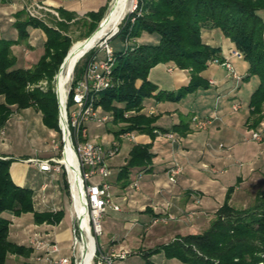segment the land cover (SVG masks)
Masks as SVG:
<instances>
[{
  "label": "crops",
  "instance_id": "crops-1",
  "mask_svg": "<svg viewBox=\"0 0 264 264\" xmlns=\"http://www.w3.org/2000/svg\"><path fill=\"white\" fill-rule=\"evenodd\" d=\"M107 5L109 7L108 0H0V38H17L13 23L15 14L20 11L37 17L34 10L53 12L63 8L80 18ZM6 13L11 15L8 24L3 22ZM29 29V38L13 46L12 53L14 55L15 48L20 46L25 48L26 55L35 50L40 52L31 61L20 65L17 62L22 68L32 67L43 53L44 35L40 30ZM32 34H39V46L32 44ZM146 38L144 34L141 42L145 43ZM201 38L205 44L219 50L217 57L229 62L232 72L210 63L202 73L208 82L206 89H199L179 101L164 97L145 99L141 112L156 117L153 133L132 132L133 139L120 136L111 140V143H118V153L108 161L112 172L109 185L113 203L119 210L107 209L105 215L112 229L108 241L101 246L130 252L125 260L113 264H138L141 259L146 263V258L154 264L156 256H163L162 252L152 253L154 249L178 237L207 230L215 212L225 202L237 211H245L255 208L259 200L264 199V119L258 125H253L249 119L248 97L250 99L253 91L249 93V86L244 85L248 64L230 54L234 46L219 30L204 28ZM148 81L157 87V91L174 94L189 83V73L173 64H158L150 70ZM240 96L248 100L247 103L240 101ZM195 117L210 119V123L198 129L192 122ZM252 133H258L260 140L252 139ZM56 137V131L43 124L41 113L34 108L13 109L0 129V158L12 160L9 173L17 186L29 187L35 195L34 185L28 177L30 172L45 179L56 176L41 173L28 162L34 158L52 157ZM12 140L19 146H13ZM123 140L127 141V146H122ZM111 143L103 147L109 149ZM137 146L146 147L151 159L143 167L131 168L127 181L118 173ZM174 166L179 167L180 172L172 183L168 179V170ZM135 181L137 189L132 187ZM37 192H41L40 187ZM44 196L45 191L37 195L40 201L34 203V209L53 211L37 209L40 203L43 205ZM160 216L170 219L152 226L151 221ZM32 225L38 231L50 233L57 241H69L70 232L59 236L53 225ZM137 231H141L139 243L131 238ZM152 231L155 235L145 247V235ZM167 261L166 264H182L176 259Z\"/></svg>",
  "mask_w": 264,
  "mask_h": 264
},
{
  "label": "trees",
  "instance_id": "trees-1",
  "mask_svg": "<svg viewBox=\"0 0 264 264\" xmlns=\"http://www.w3.org/2000/svg\"><path fill=\"white\" fill-rule=\"evenodd\" d=\"M107 9L108 5L77 18L72 12L56 8L54 12L59 19L53 26L30 19L23 11L15 14L13 28L17 38H0V97L3 98L0 129L13 109L32 107L41 113L47 128L58 130V104L53 83L71 44L68 29L73 20L81 19L88 30L81 39L87 38ZM28 27L44 35L43 53L32 67L22 68L17 65L12 47L29 38ZM204 28L219 30L248 64V77L258 79L249 99V119L253 125L264 119V0H138L136 9L121 22L115 40L109 42L114 54L110 74L112 86L100 92L94 104L95 108L110 113L112 123L118 125L115 139L132 132L153 133L156 117L141 112L145 99L164 97L179 101L207 88L208 82L202 73L210 61L219 59V50L202 41ZM144 34L156 38L155 42L139 43ZM116 44L120 49L114 50ZM96 52L90 49L79 59L73 70L72 84L82 77ZM87 55L86 64L78 67ZM168 63L189 73V83L174 94L157 91L148 81L152 68ZM41 81L47 83L45 90L37 87ZM71 101L70 94L68 106ZM116 104L124 107L118 110ZM150 159L146 147H134L118 175L128 181L129 170L145 166ZM11 163V159L0 158V264H5L8 255L28 258L33 253L30 246L8 239L12 217L28 215V221L34 225H57L62 219V210L38 212L34 209L33 190L12 181ZM5 212L11 217H4ZM159 252L166 259H176L182 264H264V199L259 200L255 208L245 211H237L225 202L215 212L206 231L178 237L152 253ZM146 264H152L148 258Z\"/></svg>",
  "mask_w": 264,
  "mask_h": 264
},
{
  "label": "built area",
  "instance_id": "built-area-1",
  "mask_svg": "<svg viewBox=\"0 0 264 264\" xmlns=\"http://www.w3.org/2000/svg\"><path fill=\"white\" fill-rule=\"evenodd\" d=\"M116 33L117 30L99 45L98 51H103L106 58L99 63L93 58L82 77L74 84H72L73 79L71 80L64 106L61 107L59 104L57 117L59 140L53 143V151L59 157L28 160L41 173L50 176L64 174L70 191L68 210L72 225L69 245L63 251L54 236L48 232L37 231L35 233L37 239L30 240L29 243L31 248L33 245L36 246V250L32 248L35 264H113L129 256L130 252L127 250L105 249L98 243L102 235L101 218L109 208L114 211L119 210V207L113 203L110 193L109 178L112 172L108 166V161L118 153V143L113 141L111 147L105 149L102 145L88 139L86 127L89 122L101 124L111 120V117L100 116L94 104L96 96L112 86L110 74L114 54L109 40ZM230 53L233 57L242 58L238 51L233 50ZM210 63L224 66L232 72V67L226 60L213 59ZM70 94L72 103L68 106L67 100ZM192 122L196 128L201 129L210 123V119L195 117L192 118ZM122 136L133 139L132 133ZM168 137L172 139V136ZM251 137L254 140H260L258 133H252ZM65 146H70L73 150L77 176L74 186L71 183L73 171L63 162ZM179 172V167H171L168 170L169 181L174 183ZM132 187L138 188L136 181L132 183ZM46 188L47 184H42L40 191L44 192ZM56 211L53 210V212ZM169 219V216H160L153 219L151 225L166 223Z\"/></svg>",
  "mask_w": 264,
  "mask_h": 264
},
{
  "label": "rangeland",
  "instance_id": "rangeland-1",
  "mask_svg": "<svg viewBox=\"0 0 264 264\" xmlns=\"http://www.w3.org/2000/svg\"><path fill=\"white\" fill-rule=\"evenodd\" d=\"M113 1L114 0H111L109 2V7H108L103 19L108 14ZM131 3L132 4H130V6L128 7V10L126 11V13L124 14L122 20L119 22V24L117 25V27L115 29V30H117V33L119 31L118 28H119L121 22L123 21V19L125 17H127L128 14H130L131 12H133L135 10L134 9V5L135 4H136V7H137L138 0H132ZM33 12H35V14L38 15V16L37 17L36 16H34V17L33 16H29L30 19L41 20V21H43L44 24H47V25L53 26L54 25V21L56 19H59L58 14L55 13L54 11L52 12V11H47V10H44V9H39V10L37 9V10H34ZM9 16L11 17V15L8 14V13L4 14L3 18H6V19H4L5 21H3V22L6 23V21H7V24H8V19H9L8 17ZM72 22L74 24L72 23V25L69 27L68 33H67L68 36L71 39V44H70V47H69L68 51L70 50V48L73 45L77 44L78 42L84 41L86 38L85 39H81V38L84 37L85 34L88 31L87 27L82 24V20L81 19H79L77 21L73 20ZM75 22H77V23L75 24ZM99 24H98V26H99ZM96 28L93 30V32L96 30ZM27 29L30 30L29 27ZM115 30H113L111 33H113ZM111 33H108L107 35H105L104 38H102L100 41H98L91 48L92 51H95V52L97 51L96 54H95V58H94V60L97 63L103 61L106 58L105 53L103 51H98V49H99L100 43L103 42L104 40H106V38H108L109 35H111ZM146 36H147V38L144 41L145 43L153 44L155 42L154 40L156 38H154L153 36H148V35H146ZM10 38L13 39L14 36H9L7 39H10ZM38 38H39V34H36V35L32 34L31 40H32V44L34 46H39V42L37 41ZM113 38H114V36H111L109 42H111V40ZM114 40L115 39H113V41ZM141 41L142 40L139 39V43H142ZM118 49H120V45L116 44V46L114 47V50H118ZM68 51H67V53H68ZM39 52L40 51L35 50L30 55H26L25 48L20 46V47H16L15 48L14 56H16V60L19 63L18 65H20L21 63H26V61H31L32 59L38 57ZM88 56L89 55H87L85 59L83 58V59L80 60V62L78 64V67L82 68L86 64ZM209 64H210V62H209ZM73 70H74V68H73ZM57 73H58V71H57ZM57 73H56V75H57ZM73 76H74V73L72 71V73L70 75H68V78H70V80L65 86L66 92L68 91V88L70 86L71 80L73 79ZM244 80L247 81L246 83H244V85L249 86V89H250L249 93H251V91H254L253 89H255V87H257V85L259 83L258 79L256 77H248V73L244 77ZM53 86H54V91H55V95H56L55 81L53 83ZM32 87H34V86H31V88ZM37 87L40 88L41 90H45L47 88V83L45 81H41V82H39L37 84ZM241 96L239 98L240 101H242L244 103H247V101L249 100V97H248V100H246L245 98H243ZM56 100H57V97H56ZM116 107H117L118 110H121L124 107V105L123 104H116ZM98 110H99V115L100 116H108V117H110V115H111L108 112L101 111L100 108H98ZM86 127H87L88 139L90 141L98 143V144H100L102 146L110 145L111 140L114 138V132L117 131V129H118V125H114L111 120L106 122V123H101V124H98V123H95V122H89L86 125ZM6 130H8V129H6ZM56 134H57L56 139H57V142H58V140H59L58 130H56ZM11 142L13 143V146H15V147L19 146V145L15 144L14 140H12ZM122 144H123L122 146H127V141L123 140ZM17 151H20V150H17ZM121 155H123V152H121ZM52 157H59V156L54 153V155ZM28 177L30 178L31 182L33 183L34 189H35L34 190L35 191V195H33V196H35L34 199H33V204L34 203L36 204V203H38L40 201L38 199V197H37V195L41 193V192L40 193L37 192L39 187H40V185H42L44 183L48 184V188H46V190H45V196H44L43 205L40 203L37 206V209H40V210H51V209H53V210H57L58 212H59V210H62V219H61L60 223L57 224V225H53V226H55V229H54L55 233H57L59 236H62L66 232H70L71 225H72L71 221H70L69 210H68V208L70 206V191H69V185H68L66 176L58 174L54 178L45 179V178L40 177L38 175L32 174L30 172ZM3 216L6 217V218H10L11 217L8 212H5L3 214ZM27 217H28V215H25V217H12V224L9 227L8 239L10 241L16 243V244L29 247L30 246V244H29L30 240H36L37 239V237H35V233L38 231V229L35 226H33L26 219ZM109 222L110 221L108 220V216H106V215L103 216L101 221H100V224H101V227H102V235L98 239V243L100 245H103V244H105L108 241V234L111 232V229H112L109 226ZM41 225H45V224H41ZM204 231H206V230H204ZM39 232L42 233L43 231L39 230ZM154 232L155 231L146 233L145 237H146L147 241H145V245H144L145 247L149 246L148 242H150L151 238L155 235ZM203 232H201V233H203ZM140 233H141V231H137V232H133L132 233L131 238H132V240L135 243L136 242L139 243L141 241V239L139 238ZM58 245L64 251L68 247L69 241H67V239H64L62 241H58ZM150 246L154 247V244H151ZM32 248L34 250H36V246L33 245ZM153 261H154V264H166L168 262L167 259H164V257L162 255L156 256ZM5 264H35V263H34L32 255L30 257H28V258L19 257V256H15V255H8ZM138 264H146V263H145V261L143 262V260L141 259V260H139Z\"/></svg>",
  "mask_w": 264,
  "mask_h": 264
},
{
  "label": "bare ground",
  "instance_id": "bare-ground-1",
  "mask_svg": "<svg viewBox=\"0 0 264 264\" xmlns=\"http://www.w3.org/2000/svg\"><path fill=\"white\" fill-rule=\"evenodd\" d=\"M132 0H114L111 8L106 15V17L101 22L100 27L97 31L86 41L78 42L70 48L69 56L67 57L63 67L61 68L57 76V90L58 98L61 107L64 106L66 99L65 86L69 82L70 75L77 61L81 58L84 52L89 51L98 41L104 38L105 35L111 33L116 29L119 22L122 20L124 14L128 10ZM63 162L69 167L73 173L71 174V183L74 186V181L76 180L75 175V161L73 150L70 146H65V157Z\"/></svg>",
  "mask_w": 264,
  "mask_h": 264
},
{
  "label": "water",
  "instance_id": "water-1",
  "mask_svg": "<svg viewBox=\"0 0 264 264\" xmlns=\"http://www.w3.org/2000/svg\"><path fill=\"white\" fill-rule=\"evenodd\" d=\"M103 21V20H102ZM101 21V22H102ZM101 22H100V24H99V26L96 28V30L89 36V37H87L84 41H86V40H88L96 31H97V29L100 27V25H101ZM70 51V50H69ZM68 51V53H67V55H66V57L64 58V60H63V62H62V64H61V66H60V68H59V70H58V73H57V75L55 76V85H56V97H57V103H58V108L60 107V103H59V98H58V90H57V76H58V74H59V72H60V70H61V68L63 67V65H64V63H65V61H66V59H67V57L69 56V52ZM87 52V51H86ZM86 52H84L83 53V55L86 53ZM82 55V56H83Z\"/></svg>",
  "mask_w": 264,
  "mask_h": 264
}]
</instances>
